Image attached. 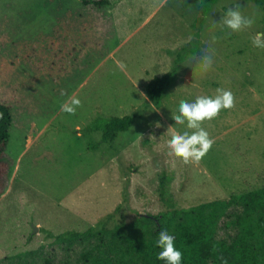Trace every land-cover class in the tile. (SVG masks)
I'll return each instance as SVG.
<instances>
[{"label": "rangeland", "instance_id": "obj_1", "mask_svg": "<svg viewBox=\"0 0 264 264\" xmlns=\"http://www.w3.org/2000/svg\"><path fill=\"white\" fill-rule=\"evenodd\" d=\"M108 1L0 0V101L13 106L6 154L15 163L0 196V235L16 249L27 246L30 226L39 242L46 231L99 227L118 206L116 218L131 222L140 213L230 197L256 184L250 162L264 166V49L252 45L264 32V7L239 0L255 23L232 32L219 22L235 0ZM206 51L213 65L202 72ZM175 65L161 106H146L147 83ZM217 88L232 91L235 107L203 123L215 141L210 151L199 164L168 156L171 134L192 131L175 123L172 110L181 100L214 97ZM73 94L82 106L70 115L60 107ZM133 114L113 143L84 130L98 117ZM233 233L223 217L217 238ZM54 247L51 264H76L82 252H96L98 241L88 238L70 251ZM45 259L37 253L12 264Z\"/></svg>", "mask_w": 264, "mask_h": 264}, {"label": "trees", "instance_id": "obj_2", "mask_svg": "<svg viewBox=\"0 0 264 264\" xmlns=\"http://www.w3.org/2000/svg\"><path fill=\"white\" fill-rule=\"evenodd\" d=\"M86 6L109 5L108 0H81ZM215 3L217 0H207ZM264 7V0H246ZM178 66L161 76L153 77L145 86L148 97L146 106L153 102L160 107L163 95L175 81ZM13 106L9 101H0V196L9 188L14 160L7 157L9 130L13 124ZM135 121V114L123 117H98L84 129L87 133L100 135V142L113 143L119 133L127 131ZM97 146V145H96ZM94 146V147H96ZM238 150V145H234ZM248 158L246 159V161ZM249 161V160H248ZM250 162V161H249ZM253 166V167H252ZM257 177L252 187L231 194L230 197L202 202L190 207L164 208L157 214L141 213L131 222H125L123 214L116 218L120 206L107 214L99 227L84 230L45 232V240L35 241L26 235L23 249H16L15 241L0 235V261L13 263L15 259H25L37 253L43 254L45 263L51 264L49 257L55 253L54 245H61L70 251L74 244L88 238H96V252L84 251L76 264H166L157 259L161 249L157 246L158 233L165 229L175 237V247L183 253L181 264H264V166L250 162ZM252 167V168H251ZM159 189L160 199L164 198V178ZM233 209L234 211H230ZM228 217L234 233L229 240L218 239L219 223ZM113 223L112 227L109 226ZM29 244V245H28ZM35 244V245H34ZM21 262V261H19Z\"/></svg>", "mask_w": 264, "mask_h": 264}, {"label": "clouds", "instance_id": "obj_3", "mask_svg": "<svg viewBox=\"0 0 264 264\" xmlns=\"http://www.w3.org/2000/svg\"><path fill=\"white\" fill-rule=\"evenodd\" d=\"M239 0H235L234 6L229 7L219 22L232 32H240L252 27L255 17L245 16L241 11ZM252 45L264 49V32H258L252 37ZM199 67L202 72H207L213 65V56L205 52L199 58ZM119 66V65H118ZM122 67V66H121ZM216 95L197 96L194 101L181 100L178 112L172 110V119L176 124L185 125L189 131L183 133L173 132L167 142L168 156L178 157L184 164H199L202 158L210 151L215 141L209 132L202 126L205 121L217 118L224 109L235 107V97L231 90L217 88ZM61 95H67L61 90ZM82 106V101L75 95H71L60 107L62 112L75 115L76 109ZM161 251L157 259L166 261V264H181L183 253L175 247V237L165 229L158 233L156 241ZM224 264H227L225 261Z\"/></svg>", "mask_w": 264, "mask_h": 264}, {"label": "water", "instance_id": "obj_4", "mask_svg": "<svg viewBox=\"0 0 264 264\" xmlns=\"http://www.w3.org/2000/svg\"><path fill=\"white\" fill-rule=\"evenodd\" d=\"M142 215L148 216V214H146V213H143ZM33 228H34L33 232H35V230H36L37 228H36L35 226H33Z\"/></svg>", "mask_w": 264, "mask_h": 264}]
</instances>
